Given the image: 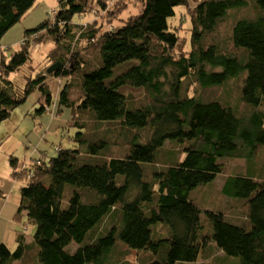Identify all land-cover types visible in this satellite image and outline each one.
<instances>
[{
    "label": "trees",
    "instance_id": "trees-1",
    "mask_svg": "<svg viewBox=\"0 0 264 264\" xmlns=\"http://www.w3.org/2000/svg\"><path fill=\"white\" fill-rule=\"evenodd\" d=\"M91 1L60 0L59 11L51 12L52 20L25 31L20 50L10 57L1 54L0 126L27 101L33 86L40 84L46 92L49 76L75 75L83 64L87 68L78 48H72L77 35L93 44L99 64L78 77L79 103L72 99L69 84L62 91L61 104L76 107L97 123L121 122L139 138L136 131L146 130V141L132 143L123 158H101L92 165L79 164L80 153L74 149H60L55 157L44 154L35 159L31 164L33 177L29 178L26 170L19 174L26 178V184L20 188L18 212H26L36 225L31 247L36 252L35 261L26 255L29 244L19 234L14 253L0 244V264H98L118 238L134 250L157 255L158 260L150 264H202L199 256L209 243L226 258H236L234 264H264V181L249 176L227 178L222 191L247 200V222L243 226L231 224L222 213L206 211L213 222L212 236L199 237L203 211L191 201L194 190L214 182L224 172L219 159L238 155L243 147L238 138L245 139L254 151L264 146V0H249L248 13L233 21L229 41L219 38L217 27L232 13L248 8V0H143L136 15L101 35L94 25L85 30L74 19L90 10ZM190 1L195 3L189 15L190 49L183 50L186 41H181L172 20L176 9ZM36 2L0 0V43ZM49 43L61 47L63 54L43 67L36 78L31 73L24 90L13 92L10 75L32 61L34 46ZM130 61L136 62L111 80L115 68ZM58 62L60 68L48 74L47 69ZM230 80L241 84V99L254 109L247 125L228 104L199 92V88L204 91ZM123 88L142 89V101L137 103ZM46 100L50 104L52 97L48 95ZM81 121L73 126L82 128ZM97 137L78 132L73 139L87 148V154L96 156L105 145ZM186 140L192 145L185 149L184 160L155 172L154 181H146L142 164L155 163L167 142ZM10 164L16 178L19 161L13 157ZM119 175L124 178L120 185L116 182ZM67 185L76 190L70 207L63 209ZM81 191L92 193L94 199L85 201ZM4 195L0 190V197ZM146 205L150 208L145 209ZM108 216L120 226L82 246L90 230ZM158 223L169 227V236L154 240L151 226ZM71 245L76 246L74 252L69 251Z\"/></svg>",
    "mask_w": 264,
    "mask_h": 264
},
{
    "label": "rangeland",
    "instance_id": "rangeland-1",
    "mask_svg": "<svg viewBox=\"0 0 264 264\" xmlns=\"http://www.w3.org/2000/svg\"><path fill=\"white\" fill-rule=\"evenodd\" d=\"M59 1L37 0L33 8L1 40L0 57L2 53L10 57L12 53L21 49L26 30L37 28L47 19L52 20L51 12L59 11ZM142 1L92 0L90 2V10L81 16V18L76 16L74 19L85 30L88 27L90 28L91 25H94V28L101 35L106 31L122 26L129 17L136 15L142 9ZM248 3V8L242 9L238 14L232 13L226 21L219 23L217 35L220 39L229 41L233 21L240 15L248 13L251 2L248 0ZM194 4L193 1H190L187 4L188 6L178 7L176 9L177 15L172 20V26L177 28L178 31L176 32L181 41L183 39L186 41L184 46H182L183 50L184 48L187 50L190 49L187 40L191 29L189 15ZM76 37L72 41V48H78L79 54L87 61V68L83 64L80 71L75 72V75L62 78L49 76L45 81L46 92L42 91L40 84L33 86L27 101L15 109L11 116L0 126V190L5 191L7 194L6 198L0 197V244H5L14 253L18 248L17 236L22 234L26 243L29 244V248L26 249V255H28L31 262L35 261L36 254L31 249L34 245L33 235L36 231V225L28 219L26 212L18 213L21 200L20 188L26 184V178L19 176L22 173V169L20 168L15 169L17 173L16 178L12 176L14 171L10 164L11 158H16L19 164L25 161L27 163L26 165L29 166L31 165L29 161L41 159L44 154L48 158L55 157L58 153V148L74 149L80 153L79 164L92 165L96 164L101 158L107 160L112 157L123 158L128 154L132 143H144L146 141V130L136 131L141 135V138H139L137 134H131V131L123 126L121 122L97 123L90 119L89 116L79 113V110H75L76 107L70 106V104L67 105L66 102L61 104L62 91L69 84H72L71 86L73 88L71 90L72 99H74L75 103H79L80 78L78 77H83V73L92 70L90 68H94L99 64L97 51L93 44L88 45L79 36L76 35ZM62 54L63 49L61 47L57 48L53 43L34 46L32 49V61H29L19 72L12 73L9 77V80L13 84V92L17 93L24 90L28 81L27 77L30 78L32 76L31 73H34L33 77L36 78L43 67L48 66L52 60ZM135 62L130 61L117 66L114 74L111 76V80L115 79ZM186 85L187 81H184L183 88H186ZM240 85L239 82L236 83L230 80L221 86L204 91L199 88V92L201 94L205 93V95L214 98V100L228 104L237 117L247 125L249 124L248 120L253 115L254 109L245 104L241 99L242 87ZM122 90L128 95L135 96L134 99L137 103L143 99L144 92L142 89L123 88ZM48 95L52 97L50 104L46 100ZM141 106L142 103L137 104L134 108ZM129 108L132 107L130 106ZM262 113L264 114V111ZM77 120H82V128L73 126ZM78 132L85 133L89 138L97 135L98 139L105 142L104 147L98 150L99 152L96 156L87 154V148L79 141L73 139ZM82 136L84 135L77 137ZM238 141L239 144H243V147L238 150V155L218 160L219 163L224 164V172L219 174L214 182L197 188L191 194V201L203 211L201 220L202 228L198 231L199 237L212 236L214 232L213 222L206 216V211L222 213L226 221L231 224L246 225L244 222H247V200L226 196L222 191L228 177L249 176L255 181H264V146H260L254 151L245 139L238 138ZM191 145L192 141L188 140L183 142H167L163 149L158 151L157 162L142 164L145 171V180L150 182L154 181L153 174L155 172L165 171L167 169L165 164L177 162L180 155L184 160L186 156L185 149ZM123 180L124 178L119 175L117 176L116 182L120 185ZM75 190L76 188L71 185L65 187L62 203L63 209L70 207V199L74 196ZM81 194L85 200L92 201L94 199L92 193L81 191ZM149 208L150 205L145 206V209ZM115 221L112 217L104 219L103 222L105 223L103 225L98 224L90 230L81 245L87 246L95 236H105L109 230H112L113 226H120V222ZM151 228L154 231L152 236L154 240L169 236L167 232L169 227L167 225L158 223L152 225ZM72 245L69 248L70 252L76 250V246ZM226 257L224 252L217 249L214 244L209 243L205 249L203 248L201 250L199 261L202 264H234L237 261L236 258ZM24 260L25 257L19 262ZM151 260H158V256L152 254L150 251L134 250L118 238L113 249L98 264H150L149 262ZM177 264L197 263L178 262Z\"/></svg>",
    "mask_w": 264,
    "mask_h": 264
},
{
    "label": "crops",
    "instance_id": "crops-1",
    "mask_svg": "<svg viewBox=\"0 0 264 264\" xmlns=\"http://www.w3.org/2000/svg\"><path fill=\"white\" fill-rule=\"evenodd\" d=\"M43 157H44V155H43ZM46 157V156H45ZM157 158L158 157H156V162H157ZM183 159L181 158V155L179 156V158H178V160H177V162H181ZM31 162V164H32V162L33 161H29V163ZM27 163L24 161V162H22L21 164H18V166H17V168H20V169H22V167L25 165L26 167H28V165H26ZM175 164V163H174ZM171 164H165V166L168 168L169 166H170ZM5 192V191H4ZM85 200V199H84ZM85 201H87V202H90L89 200H85ZM109 217V216H108ZM108 217H106L107 219H108ZM105 218V219H106ZM105 222H102L101 224L103 225Z\"/></svg>",
    "mask_w": 264,
    "mask_h": 264
},
{
    "label": "water",
    "instance_id": "water-1",
    "mask_svg": "<svg viewBox=\"0 0 264 264\" xmlns=\"http://www.w3.org/2000/svg\"><path fill=\"white\" fill-rule=\"evenodd\" d=\"M60 66H61V63H55V64H53V65H51L48 69H47V73L48 74H51V73H53V72H55V71H57L59 68H60Z\"/></svg>",
    "mask_w": 264,
    "mask_h": 264
},
{
    "label": "built area",
    "instance_id": "built-area-1",
    "mask_svg": "<svg viewBox=\"0 0 264 264\" xmlns=\"http://www.w3.org/2000/svg\"><path fill=\"white\" fill-rule=\"evenodd\" d=\"M25 167H26V166H25ZM28 174H29V175H28L29 178L33 177V170L29 169V170H28Z\"/></svg>",
    "mask_w": 264,
    "mask_h": 264
},
{
    "label": "bare ground",
    "instance_id": "bare-ground-1",
    "mask_svg": "<svg viewBox=\"0 0 264 264\" xmlns=\"http://www.w3.org/2000/svg\"><path fill=\"white\" fill-rule=\"evenodd\" d=\"M25 170L27 171V167L23 166L22 171H25ZM6 197H7V194L5 193L4 198H6Z\"/></svg>",
    "mask_w": 264,
    "mask_h": 264
},
{
    "label": "clouds",
    "instance_id": "clouds-1",
    "mask_svg": "<svg viewBox=\"0 0 264 264\" xmlns=\"http://www.w3.org/2000/svg\"><path fill=\"white\" fill-rule=\"evenodd\" d=\"M60 150V148H58V151ZM57 151V152H58ZM25 166V165H24ZM29 169H31V165H29L28 167H27V171L29 170ZM32 170V169H31Z\"/></svg>",
    "mask_w": 264,
    "mask_h": 264
}]
</instances>
